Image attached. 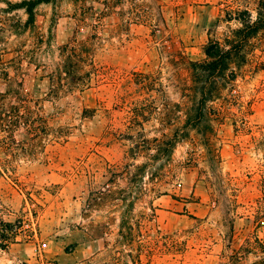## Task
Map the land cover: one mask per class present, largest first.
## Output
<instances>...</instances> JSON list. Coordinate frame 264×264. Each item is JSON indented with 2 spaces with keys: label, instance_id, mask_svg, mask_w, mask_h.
<instances>
[{
  "label": "rangeland",
  "instance_id": "obj_1",
  "mask_svg": "<svg viewBox=\"0 0 264 264\" xmlns=\"http://www.w3.org/2000/svg\"><path fill=\"white\" fill-rule=\"evenodd\" d=\"M29 1L0 0V264L261 261L264 29L184 126L191 63L264 0Z\"/></svg>",
  "mask_w": 264,
  "mask_h": 264
},
{
  "label": "trees",
  "instance_id": "obj_2",
  "mask_svg": "<svg viewBox=\"0 0 264 264\" xmlns=\"http://www.w3.org/2000/svg\"><path fill=\"white\" fill-rule=\"evenodd\" d=\"M41 3V0L24 2L27 5L26 11L29 16L28 25L35 23V8ZM264 9V4L262 5ZM242 26L233 30L225 44L210 43L206 48V55L209 59L204 63H191L193 87L198 90L199 99L195 109L193 119L187 120L184 128L199 129L206 121L208 103L212 102L221 94L231 81H234V74H228L231 66H241L248 54L247 47L250 41L264 29V12H259L256 20L242 19ZM187 138L186 132L177 131L162 147L159 152H166L171 155L174 148ZM123 215L119 235L121 238L127 236L126 232L129 226V218ZM131 229V228H130ZM129 233V232H128ZM256 264H264V258Z\"/></svg>",
  "mask_w": 264,
  "mask_h": 264
}]
</instances>
